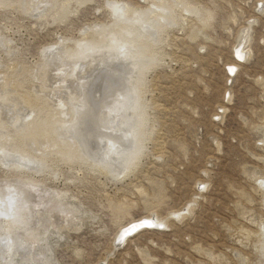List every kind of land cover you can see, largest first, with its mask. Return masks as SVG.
<instances>
[{
    "label": "rangeland",
    "instance_id": "1",
    "mask_svg": "<svg viewBox=\"0 0 264 264\" xmlns=\"http://www.w3.org/2000/svg\"><path fill=\"white\" fill-rule=\"evenodd\" d=\"M263 184L264 0H0V264H264Z\"/></svg>",
    "mask_w": 264,
    "mask_h": 264
},
{
    "label": "bare ground",
    "instance_id": "2",
    "mask_svg": "<svg viewBox=\"0 0 264 264\" xmlns=\"http://www.w3.org/2000/svg\"><path fill=\"white\" fill-rule=\"evenodd\" d=\"M188 5V4H187ZM127 6H128V4H127ZM188 7V6H187ZM187 9V8H186ZM189 9H191L192 11H196L194 8H189ZM111 10H114L113 8H111ZM116 11H117V8L115 9ZM120 10H122V9H120ZM125 10V9H124ZM132 10V9H131ZM130 10V11H131ZM126 11H127V9H126ZM130 11H128V12H130ZM133 11V10H132ZM136 11V10H135ZM115 12V11H114ZM119 12V11H118ZM121 12V14H122V11H120ZM163 12H165L164 10H163ZM167 12V11H166ZM197 12H198V10H197ZM123 14H125V12H123ZM161 14V13H160ZM160 14H158L157 15V18H158V16H160ZM163 14V13H162ZM132 15V14H131ZM165 15V14H164ZM168 15H170V14H168ZM155 16V15H154ZM161 16H163V15H161ZM110 32V31H109ZM113 32V31H112ZM126 32H129V30H127V29H125L124 30V28H122V27H120L118 30H116L115 32H114V34H113V37L111 38H107L106 37V39H108L109 41H115L114 39H118V37H117V35L118 34H120V33H126ZM102 37V36H101ZM106 39H104L103 37L102 38H98V39H95V38H92L91 40H92V42H94V43H104L105 41H106ZM143 42V43H142ZM141 42V45H145V46H147V44H148V42L147 41H142ZM80 52V51H79ZM142 54V53H141ZM73 55H77L75 52H73ZM237 55H241V53H237ZM148 68V66L147 65H145V66H141V69H140V71H141V73H140V71H139V73H140V75L138 76V77H141V81H142V78H143V74H144V71L146 70ZM228 68H229V70L232 72L233 71V69H235L236 68V66L235 65H233V63H230V64H228ZM145 73H147V71L145 72ZM138 74V73H137ZM137 77V76H136ZM142 83V82H141ZM141 112H140V114H139V120H138V124L136 125V130H135V133H134V135H138V134H140V135H142V133H143V127H144V123H145V121H146V115H145V117H144V110H140ZM138 114V113H137ZM137 138H138V142H137V144L135 145V147H134V154H133V156L129 159V160H127V166H126V172L127 171H130L129 169H130V165L132 164V162H133V158L135 157V153L136 152H138L139 151V148H140V142H139V140H140V138H141V136H137ZM141 141V140H140ZM141 144H142V142H141ZM134 187V186H133ZM263 188H264V184H263ZM140 193V192H139ZM193 199V198H192ZM1 203V202H0ZM187 208V207H186ZM184 209V208H183ZM183 209H180V210H178V211H174L173 212V214H175V215H177L178 216V214L179 213H181V211L183 210ZM3 212L2 211H0V215H3L2 214ZM163 220V219H162ZM165 221V220H164ZM5 222H7V221H5ZM159 224V223H162V221L161 220H159L158 222H156V220H155V218H153L152 216H141V217H139V218H136V219H132V220H130L127 224H124L121 228H120V230H119V232H118V238H123L124 236H126V235H129V234H132L133 232H136L137 230L139 231V229L141 228H143L144 229V227H149V226H151L152 224ZM7 225H8V227H9V222L7 223ZM146 229H148V228H146ZM145 229V230H146ZM136 235V234H135ZM134 235V236H135Z\"/></svg>",
    "mask_w": 264,
    "mask_h": 264
}]
</instances>
